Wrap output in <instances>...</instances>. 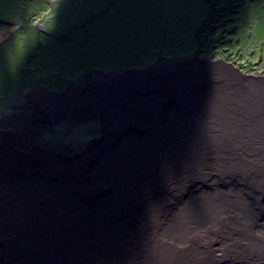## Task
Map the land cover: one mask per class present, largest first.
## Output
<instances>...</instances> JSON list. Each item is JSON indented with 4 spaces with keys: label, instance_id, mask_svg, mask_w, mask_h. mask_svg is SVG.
<instances>
[{
    "label": "bare ground",
    "instance_id": "1",
    "mask_svg": "<svg viewBox=\"0 0 264 264\" xmlns=\"http://www.w3.org/2000/svg\"><path fill=\"white\" fill-rule=\"evenodd\" d=\"M35 8L29 11L34 14ZM37 30L42 41L45 34ZM22 45L25 50L30 43ZM119 79L123 88L136 76ZM218 90L213 87L206 114L201 97L211 92L183 96L182 102L191 104L174 114L197 118L180 121L181 129L205 133L157 137L162 147L142 144L155 142L149 137L108 152L115 155L94 153L86 167L80 163L70 172L81 181L45 192L38 188L30 195L41 191L49 197L14 205L41 212L6 214L1 210L9 206L1 204L0 264H264V82L246 90L226 88L228 98ZM42 97L37 104L56 109ZM82 101L77 97L81 107ZM39 118L37 110L28 121L33 126ZM178 121L164 123L165 128L178 129ZM212 123L218 132H209ZM233 142L259 147L234 150ZM0 162L5 176L11 169L1 152ZM38 165L42 168L27 165L22 178L52 172Z\"/></svg>",
    "mask_w": 264,
    "mask_h": 264
},
{
    "label": "rangeland",
    "instance_id": "2",
    "mask_svg": "<svg viewBox=\"0 0 264 264\" xmlns=\"http://www.w3.org/2000/svg\"><path fill=\"white\" fill-rule=\"evenodd\" d=\"M237 1L225 0V4H222L220 0H0V17L6 16L11 22L23 26L25 23L35 24L36 27H41L45 34L42 40L43 48L37 53L34 66L25 65L22 61L26 62V59L10 55L4 59L12 64L14 61L22 62L21 65L8 66L0 72V119L10 115L8 123H0V136L9 143V149L16 150L14 155L21 159L15 163L18 167L15 170L18 177L7 176V173L0 177V205L9 206L6 210H1V213L5 211L7 214L8 211L19 215L41 212L27 206L16 208L14 205L49 197L48 194H40L41 191L30 195L38 188L45 192L46 187L51 188L52 185L54 187L70 181H81L82 177H73L70 172L80 163L86 167V158L94 153L115 155L108 152L122 151L125 147L128 149L130 142L141 143L142 139L134 137L138 134L155 137L150 135L152 130H142V126L157 129L159 135L162 134V129L155 127L160 122L151 117L166 115L168 105H159L166 99V95H162L163 89L182 85L186 93L190 92V88L196 90V87L202 88L199 90L201 94L211 92V96L201 97L203 101L200 107L206 114V109L213 99V87H218V95L224 94L228 98L226 88L234 89L236 86L246 90L250 86L263 85L264 0H243L235 12V22L228 24L235 26V32L228 34L221 31L223 28H219L217 31L204 33L209 36L208 40L216 41L222 38L224 43L212 48L215 50L214 54L202 55L197 52L199 42L196 35H200L197 30L204 18L218 21L226 19L227 15L232 14L231 9L226 10L228 4ZM200 3L203 4L202 22L193 29ZM34 6L39 9H35L32 14L33 11H29V7ZM104 6L110 8L105 17ZM175 9L177 11L173 13ZM106 21H111L112 26L101 36V24ZM161 28L165 29L167 41L174 44L175 50L159 48L165 37L157 42V33ZM191 32L196 49L191 48ZM31 33L32 26H27L25 34ZM230 40L232 41L229 42ZM125 42L128 43L127 46ZM105 44L107 47L103 50ZM72 48L76 50L69 58L67 50ZM190 51L192 56L199 60L193 65L195 67H191L194 72L191 77L182 75V66L189 64L177 58ZM29 62L31 64V61ZM214 62L216 64H213ZM152 65L156 68L140 70ZM151 71L166 77L162 83L151 85L156 87L153 93L148 92V89L133 93L127 84L130 92L124 91L121 97L112 98L103 92L105 88L98 86L99 83L112 82V78H125ZM223 73L227 77L223 76ZM27 76L32 80L33 87L29 92H37V95L42 94L46 99L50 98L51 104L57 106L56 109L49 110L50 106L44 102L40 109H35L33 100H29L27 96L22 106L13 102L11 95L23 92L28 86ZM181 79L184 82L180 83ZM189 79L193 82L190 83ZM238 81L244 86L237 85ZM233 82L234 86H230ZM78 84L91 85L84 114L75 113L74 109L77 98L72 95L77 94ZM59 101L67 104L59 105ZM141 101L150 103V106H135V103ZM171 109L177 110L179 107ZM194 109L197 110L198 107ZM37 110L40 118L32 126L31 122L26 121ZM213 116L215 114L209 115L208 118ZM205 117L199 116L198 120ZM176 126L179 128L169 129V136L205 133L195 128L181 129V122H177ZM215 128L218 127L212 123L210 129L213 130L209 132H218L214 131ZM33 133L35 134L29 139ZM166 133L164 129V134ZM37 135L42 144L35 142ZM58 135H62L63 139L57 138ZM17 137L19 140H15ZM77 140L80 147L76 145ZM144 140L146 142L142 144L163 146L162 141L157 143L151 142V139ZM233 145L235 147L229 148L236 150L259 147H237L239 144L234 142ZM38 163L43 167L50 166L52 172H39L24 180L22 173L25 167L30 165L41 169ZM102 164L99 162L89 168L93 169Z\"/></svg>",
    "mask_w": 264,
    "mask_h": 264
},
{
    "label": "crops",
    "instance_id": "3",
    "mask_svg": "<svg viewBox=\"0 0 264 264\" xmlns=\"http://www.w3.org/2000/svg\"><path fill=\"white\" fill-rule=\"evenodd\" d=\"M117 4H118V2H117ZM165 4H166L165 11H166L167 10V2H165ZM202 7H203V4L200 3L199 14H198V17L196 19V22L194 23L193 29L196 28L202 21V17H201ZM35 9L38 10L39 8L36 7ZM109 9L110 8H108V6L107 7L104 6V17L107 15ZM176 9H175V11L173 10V13H175L177 11ZM27 26H32L33 33L28 34V35L25 34V30H26ZM110 26H112L111 21H106V22L101 24V27H102L101 36H103L104 32ZM15 29H16V31H13ZM37 29H41V27L40 28L36 27V25L32 24V23L25 24V26H23L20 23L11 22L9 20V18L6 17V16L0 17V62L2 61V59L5 56H7L9 54H12L13 51L22 49V47H23L22 43L24 41L30 43V46L26 48L29 52L40 51L41 47L43 46V44H42V41H39L37 39V36H38V30ZM161 38H163V42L161 44H159V48H161V47L163 49H165V48L174 49L175 48L173 43H170V42L167 41L168 36H166L165 29H163V32L160 35V37L157 38V42H159L161 40ZM190 38H191V40L193 42L191 44V48L194 47V49H196L195 41H194V39L192 37V32H191ZM19 41H21V42H19ZM103 47H104L103 50H105L106 49V44ZM75 50H76L75 48H72V53H75ZM86 50L89 51L90 49H86ZM28 56H30V55H28ZM31 57H33V56H31ZM177 58L182 60L183 62H186V63L189 64L186 67L182 66V70H183L182 75L191 77L194 74L192 68L195 67V66H193V65L198 63L199 60L196 57L192 56V51H190L187 54L185 53L184 56H179ZM29 61L30 60H27L26 62H24V61H22V62L25 65L30 66V62ZM27 62H28V64H26ZM21 63H19L17 65V67L19 65H21ZM151 68L154 69L156 67H154V65H152V66L140 69V70L143 71V70H148V69H151ZM133 75L136 76V80L135 81H127L126 82V87H123V88L119 87L120 79H115V78H112V82L99 83L98 86H100L101 88H105L103 92L106 93L107 95L111 96L112 98H114V97H118V96L121 97L123 95L124 91L130 92V90L133 93H135V92L138 93L141 90H147L148 89L147 90L148 92L153 93V91H155L156 87H155V85L154 86H151V85L156 84V83H162L165 80V78H166L161 73H155V72H152V71L150 73H139V74H133ZM167 77L170 79L169 75H167ZM30 82H31V84H30ZM30 82L28 83V86L25 88V90L23 92L13 93L11 95L13 97V102H15L18 106H22V105H24V103L26 101V96H27L29 98V100H33V106H35L34 108L35 109H40V107H42L43 103L42 104H37V103L42 102V95H39V94L37 95L36 94L37 92H33V93L29 92L31 89H33V87H31L32 80ZM182 82H184L183 79H181L180 83H182ZM189 82L192 83L193 82L192 79H189ZM127 84L129 85V89L130 90L127 89V86H128ZM90 86L91 85H89V84L84 85V86L78 84V87L76 88V90H77L76 93L77 94L72 95V96H74L76 98L78 97L80 100H83L82 101V107H85V105L87 103L86 99L90 95V92H89L90 91ZM107 86H110V87H107ZM201 89H202L201 87H196V90H192V88H190L189 89L190 92H187V93L184 91L185 89L183 88L182 85L181 86L177 85L173 89H171V88L163 89L162 90V95L165 94L166 95V99H165V101L160 102L159 105L160 106H167L168 105L167 109H166V115H165V117H160V116L151 117V119L158 120L160 122L159 124L155 125V127L161 128L162 129V134L159 135V131L157 129H154V128L150 129L147 126H142L141 129L142 130H152L153 133L150 134V135H153V136L155 135V137H150V138L155 139V142H159L157 137H167V136H169V129L165 128L166 125L164 123H166L168 121H173V120H179L178 122L187 121V120L188 121L197 120V118L175 117L174 114L179 112V111H181V110H183V109H186L185 105L191 104V103L182 102V97L183 96H189V95H192L195 92H197L199 95L202 96V94H204V92H202V94H201L200 91H199ZM21 96H23V98H20ZM135 106L149 107L150 103H147L145 101H141V103H135ZM82 107H81L80 103H77L74 106V109L76 111V108H78L79 109L78 112H81L83 114V113H85L86 110H85V108H82ZM171 107H179V109L172 110ZM10 112H11V110H9L8 113H10ZM78 114H80V113H78ZM9 117H10V115L6 116L4 118H1L0 119V123L1 122L8 123L9 122ZM78 118H79V116H77V119ZM26 122H29V121H26ZM30 127H32V126H30ZM164 129L167 131L166 134H164ZM34 134L35 133L31 134L28 138L31 139ZM69 134L72 135V133L70 131H69ZM38 135L34 138V140H35V142H38V143L42 144V141L40 139H38ZM148 136L149 135H147V134H138V136H134V137L135 138L139 137L140 139H144V138H149ZM57 138L63 139V136L62 135H58ZM15 140H19V137H17ZM152 141H154V140H152ZM161 141H162V145H163V140H161ZM76 145L78 147H80V145L78 143V140L76 142ZM7 149H9V143L5 139H3V137L0 136V152L2 153V156L4 157V159H6L9 162L7 169H11V171L7 172V176L18 177L19 175L16 173L15 170H13V169L17 168V166H16L14 160L12 159V156L14 155L16 150L14 148H10L7 151ZM15 160H17V159L15 158ZM1 176H2V174L0 173V177Z\"/></svg>",
    "mask_w": 264,
    "mask_h": 264
},
{
    "label": "trees",
    "instance_id": "4",
    "mask_svg": "<svg viewBox=\"0 0 264 264\" xmlns=\"http://www.w3.org/2000/svg\"><path fill=\"white\" fill-rule=\"evenodd\" d=\"M218 2H219V0H218ZM220 2L222 4H225V0H220ZM242 2H243V0H238L235 3H229L228 4L229 7L226 8V10L231 9L230 11H231L232 14L227 15L226 19H224V20L220 19L218 21L217 19L204 18L205 20L201 24V27L197 30V33L200 32V35L199 36L196 35L197 41L199 42V44H198L199 47H198V51H197L198 53H200L202 55H208L207 53L214 54L215 50L212 49V48L216 47L220 43H224L222 38H218L216 41H210V40H208L209 36L207 34H204V33L210 32V31H217L219 28H223V29H221V31H226V32H228V34H233L235 32V26L233 24L232 25H228V24L231 21L235 22V17H237V15H235V12L238 11V7L241 5ZM152 19H155V18H151V20ZM227 25L229 27H227ZM162 32H163V28H161V30L157 33V38L160 37ZM231 41L232 40H230L229 42H231ZM60 42H65V41H60ZM125 45L127 46L128 43L125 42ZM42 48H43V46L41 47V50H42ZM41 50L40 51H35V52H29L27 49H25V50L20 49V50L13 51L12 54H9L7 56L13 55V56H15L17 58H21V59H24V60L26 59V61L30 60L31 61L30 66H34L35 65L34 62H35V59H36V55H37V53L41 52ZM67 51L69 53V58H70L72 56V54H71L72 53V49L71 50L69 49ZM28 55H30V56H28ZM7 56H5V57H7ZM31 56H33V57H31ZM19 63L20 62H18V61H14L13 64H12V63H10L9 61H7L6 59L3 58L2 61L0 62V72H2V70L5 67L13 66V65L17 66ZM27 80H28V83H29L31 79L27 76Z\"/></svg>",
    "mask_w": 264,
    "mask_h": 264
}]
</instances>
